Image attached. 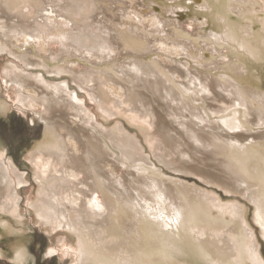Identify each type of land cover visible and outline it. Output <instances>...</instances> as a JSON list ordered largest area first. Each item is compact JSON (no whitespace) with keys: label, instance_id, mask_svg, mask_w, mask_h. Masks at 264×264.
Returning a JSON list of instances; mask_svg holds the SVG:
<instances>
[{"label":"bare ground","instance_id":"1","mask_svg":"<svg viewBox=\"0 0 264 264\" xmlns=\"http://www.w3.org/2000/svg\"><path fill=\"white\" fill-rule=\"evenodd\" d=\"M127 1L0 0V54L10 56L2 68V80L21 106L41 107L46 126L39 148L29 154L40 190L31 206L52 231L67 230L75 236L79 251L75 264H233L230 261L238 251L234 240L240 242L249 234L240 218L230 222L211 216L210 199L204 192L188 185V180L148 171L149 158L138 157L134 139L124 132L101 129L68 82H48L31 71L43 68L56 77L69 74L104 112H112L123 100L131 110L153 117L150 98L162 101L173 120L157 127L158 160L181 170L176 158H185L184 168L244 195L255 208L264 237V91L259 83L253 86L249 78H241L245 56H264L263 26L247 23L246 31L239 34L226 20L224 32L217 34L199 29L197 18L191 21L197 33L187 36L178 25L174 30L163 29L156 14H142L134 24L117 26L113 21L119 13L145 8L138 0ZM46 3L55 4L62 18L49 27L42 20ZM200 3L211 11L207 2ZM237 11L236 17L249 20L246 9L238 6ZM107 19L111 23L105 26L101 20ZM146 22L160 26L158 32L166 33L168 43L152 42L140 31ZM48 29L62 33V54L45 56L33 46L34 39L38 44L50 39ZM180 36L187 42L181 44ZM251 37H257V44ZM163 44L174 52L181 47L198 61L215 65L222 62L214 61V53L228 45L240 56L239 63L222 64L219 74L175 61L169 67L166 59L153 57L155 48ZM119 51L127 55V62L104 61V56ZM78 62L84 71L74 69ZM239 106L247 108L249 123L240 119ZM115 150L123 160L138 164L135 169L143 179L116 178ZM199 158L205 162L201 167L192 163ZM217 168L223 177L211 171ZM24 175L0 151V212L20 218L16 183L23 184ZM162 213L174 217L163 218ZM15 250L16 260H23L21 245Z\"/></svg>","mask_w":264,"mask_h":264},{"label":"rangeland","instance_id":"2","mask_svg":"<svg viewBox=\"0 0 264 264\" xmlns=\"http://www.w3.org/2000/svg\"><path fill=\"white\" fill-rule=\"evenodd\" d=\"M138 1L140 2V5L144 6L145 8H127L124 12L119 13L113 22L117 26L121 24L130 25V22H132V24L138 22L137 20H140L142 14H156L157 19L159 20L158 23L161 24L160 26L163 29H165L166 31H170L172 29L174 30V28H176V26L178 25L183 30V32L187 34V36H193L197 33L198 28H196L194 24H191V21L197 18V20H199L198 22L201 23L199 29L204 31H212L217 34H222L224 32L226 28V20L231 22V24L233 25V29L239 34H242L246 31L245 29L247 27V23H252V25L260 23L262 24L261 26H263L264 29V17L262 15V13L264 14V0H239L240 2L246 1L243 2L242 5H240L235 0ZM200 2H207L211 6V11L210 8L208 10L201 6L202 3ZM238 6L246 9L249 12V15L251 14L248 21L241 19L240 17H236L235 14L239 13V11H237ZM59 13L60 11L56 9L55 4L46 3L43 11L44 17L42 20L49 27L53 23H58L62 20V18L58 15ZM110 21V19L101 20V23L107 26L110 25ZM234 21L238 22H235V24ZM237 24L240 27L237 26ZM160 26L146 22V27L140 29V31L144 32L152 42L164 41L168 43V36H165L166 33L158 32L161 31ZM95 27H97L96 24H94V28ZM251 31L252 33H254V30H250V32ZM48 35V38L50 39H44V44H38L37 40H33V46H37L38 53L45 54V56H47V54L49 53L54 55L62 54V33L59 34V32L57 31H50L48 29ZM253 36H257V33L253 34ZM252 37L251 41L253 42V44H257V37L255 39H253ZM179 40L182 41L181 44L187 42V38L184 36H180ZM39 45H44V49H39ZM227 46H225L222 51L214 53V61L216 62V60H221L222 62L218 65H215L213 62L207 63L203 60L198 61L197 59H195L197 58L196 55H192L194 53L183 51L181 47H179L180 50H176L174 52V50L171 49L175 47L174 42L170 43L171 48L167 47L164 44L161 46L158 45L153 51V57L158 56L159 58H162L164 60L166 59L165 61H167L169 67L172 64L171 62L175 61V63H189L191 69L197 70L198 68L197 71L200 72H213L219 74V71L221 72L220 66L222 64L228 63L231 65H235L236 63H239L240 56L231 51L230 46L229 48ZM125 56L127 55L119 51L114 54H108L104 56L103 59L105 62H110V64L116 61L114 64L120 65L123 62H127V58ZM9 57L10 56L5 52L2 55L0 54V151L3 152L6 157H9V154L4 149L5 144L3 143V140L4 138H6V135L11 138V133H7L6 129L9 128L10 124L19 125L20 131L17 136L19 135L21 137V143L23 145L18 151L19 154L17 153L16 155L14 154L11 156L13 157L12 159H14L12 160V162L15 165L16 169H18L20 172H24L25 178L24 183L21 185H18L15 182L18 187L17 193L20 198L19 201L21 202L20 218L14 217L9 213L0 212V264H42V260L51 264H75L74 260L79 259V251H77L76 248L77 245L75 236L67 230L52 231L49 227L42 223L40 218L37 216L35 209H33L31 206L37 202L40 190L36 182L37 171L33 163L29 160V154L34 149L39 148L44 138L46 126L44 119L42 118L43 113L41 112V107L34 106V108H27L21 106L17 102V100H15L16 95L12 91V89H9L4 84L2 80V68ZM87 57H89V54ZM96 57L97 59H100L98 58V56ZM245 58V63L247 64L245 66L246 71L244 74H242V77L241 75H239V77L249 78V81H251V84H253V86L259 83V88L264 91V56L263 58L245 56ZM89 59L93 60L94 57L91 56L89 57ZM97 59H95V62L97 61ZM74 67L75 70L84 69L83 63L80 62H78ZM31 72L42 74L45 80H47L48 82H68L69 89L75 91L77 94V98L84 103L86 109L91 111V113L95 115V121L100 125L101 129L107 131L115 130L119 133L124 132L134 139V141L138 145L135 147L137 150H135L136 154H145L149 158L146 161V167L149 168L148 171L153 170L157 173H163L165 176L170 178L179 177L180 179L188 180V185H193L195 188H198L202 192H204L205 195H207L206 197L210 199L208 201V208L210 210L209 212L212 213L211 216L223 217L224 220L230 222H232L234 219L240 218L248 228L249 234L245 235L242 240H240V242L237 239V241L234 240L238 251L236 256L233 257L234 260L230 262L233 264H264V237L262 235L261 228L256 220L255 208L253 204L245 198L244 195L226 188L219 183L209 181L208 179L203 177V174H200L191 168H189V170L188 167L184 168V161L186 162L185 158H176V162H178L177 164L181 167V170L170 168L158 160V157L156 156V154L158 153V151L156 150V145L160 138L157 133V127L165 123L170 124V120H173L172 116H170L167 111H164V103L162 101H160L159 99H155V101H153L154 99H152V97H149L151 101L150 103L155 113V116L153 117L150 115L142 116L138 112L131 110L129 108V104L127 103V105L123 100V103L119 104L115 108H111V110H113L112 112H104L101 107H98L95 102H93L89 98L87 91L78 88V85L73 82L72 77L69 74L63 73L62 75H60L61 77H56L54 75H49L48 73H46L45 69L43 68H34V70H32ZM237 112L239 116L242 115L240 119H245L247 123V119L249 117L247 114V108L244 106H239L237 108ZM72 125L74 124L72 123ZM29 126H31L32 128H29ZM16 127L18 128V126ZM3 131L5 132V135L3 134ZM6 141L9 140L6 139ZM115 152L117 155L115 157V161L118 162L116 166L117 179L124 182L129 177H133V179H137L138 177H140L141 179H143V177L137 174V169H135L136 166H138L137 163H135L136 165L131 163V165L129 162L123 160V158L118 154L116 150ZM199 160L193 161L192 163H198L197 165L201 167L205 162L201 163V161L203 160H201L200 158ZM211 171H213L218 176L220 175L223 177L225 175L220 171V168ZM161 216L163 218L174 217L171 214L166 215L165 213H162ZM165 220L166 219H163V221ZM201 227H203V225ZM166 228L170 230L171 226L168 225ZM195 229L203 232L201 228ZM19 244L25 252L24 259L21 261L16 260L15 253L16 247L20 246ZM249 249L251 251H249ZM37 258L39 260L38 262ZM76 264L79 263L77 262Z\"/></svg>","mask_w":264,"mask_h":264},{"label":"flooded vegetation","instance_id":"3","mask_svg":"<svg viewBox=\"0 0 264 264\" xmlns=\"http://www.w3.org/2000/svg\"><path fill=\"white\" fill-rule=\"evenodd\" d=\"M16 126H18V128ZM29 128H32V127L29 126ZM6 130H7V133H11V138H9L8 135L5 136L6 138H4V140H3V143L5 144L4 149L9 154V158L11 160H14V159H12L13 157L11 155H14V154L16 155L18 153V151L21 149V146L23 145L21 143V137L19 135L17 136V134L20 131V127H19V125H16V124L15 125L10 124L9 128ZM3 134L5 135V132ZM6 139H8L9 141H6ZM38 261L39 260L37 258V262ZM42 264H51V263H48L46 261L44 262V260H42Z\"/></svg>","mask_w":264,"mask_h":264}]
</instances>
